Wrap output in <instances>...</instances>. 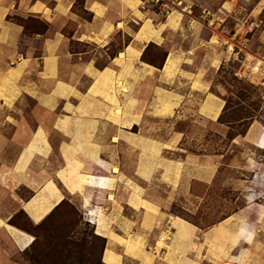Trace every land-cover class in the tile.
<instances>
[{
  "label": "crops",
  "instance_id": "crops-1",
  "mask_svg": "<svg viewBox=\"0 0 264 264\" xmlns=\"http://www.w3.org/2000/svg\"><path fill=\"white\" fill-rule=\"evenodd\" d=\"M208 1L216 6L203 8L197 18L183 11L191 23L200 25L195 27L182 23V14L155 22L152 16L157 15L149 11L147 0H84V9L92 14L89 20L73 11L76 0H0V113L2 124L13 128L11 136L0 132V148H17L13 162L0 171L15 205L10 209L0 202V237L14 249L27 252L33 242L29 233L11 223L17 212L38 225L64 200L75 198L94 233L105 239L103 264H147L143 252L160 233L159 226L161 237L171 234L174 240H165L161 257L155 255L158 245H151L148 264H264V242L248 226L246 238L231 242L218 235L226 226L222 222L201 231L194 242L196 228L167 213L175 191L214 180L219 153L201 148L193 152L182 145L183 134H171L161 144L129 132L147 115L181 118L188 105L203 120L222 126L218 119L225 100L205 77L208 65L215 66L207 46L215 20L229 15L235 0ZM262 8L250 9L247 15L260 14ZM18 18L40 20L48 29L29 30ZM240 30L233 34L248 49L249 39L238 35ZM151 44L165 48L160 66L143 59ZM24 98L32 102L33 126L20 124L23 110L17 117L9 114L20 111L17 104ZM250 128L243 137L231 139V145L252 141L264 150V129ZM161 150L177 152L179 158L160 161ZM144 152L150 156L147 167L140 160ZM156 175L170 193L162 205L146 196ZM18 187L30 194L18 196ZM262 213L256 225H264ZM243 218L241 223L248 225ZM236 219L227 218L228 232Z\"/></svg>",
  "mask_w": 264,
  "mask_h": 264
},
{
  "label": "rangeland",
  "instance_id": "rangeland-1",
  "mask_svg": "<svg viewBox=\"0 0 264 264\" xmlns=\"http://www.w3.org/2000/svg\"><path fill=\"white\" fill-rule=\"evenodd\" d=\"M231 2L232 12L229 15L225 14L226 16H218L220 18L217 17L218 20L214 22L215 29L219 31L225 26L227 32L234 33L241 28L238 35L246 36L249 39L247 50L264 57V0H235ZM164 4L167 5L164 6ZM146 5L150 9L149 11L155 12L157 15L152 16L153 14L149 13L154 17L155 22H161L170 14H182V23L187 26L196 25L195 22L191 23L189 16L197 18L203 8L209 9L216 6L211 5L208 0H162L160 3L147 0ZM74 7L82 19L85 20L88 17L82 10V0H76ZM185 8L190 11L189 16L183 12ZM255 8L258 11H260L259 8H262L260 14L247 15L250 9ZM17 20L20 21L19 18ZM254 22L257 23L256 26L251 24ZM23 23L32 31H42L44 28L43 22L30 18L23 20ZM199 26L197 24L195 27ZM248 26L250 29L247 28ZM71 29L72 26L69 25L68 32ZM213 31L214 29H212L209 38L214 36ZM241 31L244 32L241 33ZM116 37L119 39L121 36L117 35ZM76 49L87 50L85 47ZM207 49H209L207 57L215 66L208 65L209 69L206 71L205 77L211 83L212 91L225 100V110L219 121L222 126L203 120L197 116L196 112H193L195 107L188 105L184 108L185 112L180 113L183 115L181 118L163 120L147 115L139 126L132 127L129 132L139 135L142 139L160 141L161 144L168 141L171 134H183L186 138L182 145L193 152L201 148L209 153L220 154V165L214 180L208 185L192 182L189 189L181 188V192L175 191L173 202L166 208L170 216L177 217L196 228L198 234L197 238H194V242L199 241L201 231L214 228L222 222L226 223V226L219 229L220 238L231 240V242L236 241L241 237L246 238V234L251 229V232L254 230L257 233L256 239L264 242V225H256L260 210L263 212L261 221L264 223V150L252 141L245 145H231L230 143L231 138L243 137L251 124V131H254L255 127L264 129V86L251 84L236 75L240 69L239 61L244 57V53L239 54V59L236 60L232 56L225 55V45L209 43ZM143 54L144 60L158 66L165 56V48L151 44L146 47ZM198 64L202 68V64L199 62ZM216 65L219 66L215 69ZM111 91L115 92V87L111 88ZM31 104V101L24 98L20 104H17L20 111L9 114L17 117L23 110L20 124L30 123L33 126L34 118L31 116L33 111L29 108ZM46 119L49 120L51 117L47 116ZM3 121L4 114L0 113V132L11 136L12 126L2 124ZM247 125L245 134L240 135L239 133ZM123 148L126 151V148ZM16 151L17 148L13 146H11V150L6 148L3 151L0 148V171L13 162V153ZM178 156L177 152L170 154L161 150L157 158L160 161L164 158L177 160ZM149 157L145 152L141 156L140 160L144 162V167H147ZM1 179L0 202L8 208L14 209L15 205L10 197L11 188H5L2 183H5L4 178L1 177ZM146 187L145 185L144 188ZM148 187L146 196L161 205L170 195L158 175L155 176L153 184ZM17 189L16 194L22 198H26L30 194L25 188L18 187ZM69 200H64L59 208L38 227L30 223L21 211L17 212L11 223L29 233L33 237V242L27 252L21 253L12 247L6 237H0V264H103L101 260L102 241L94 237L96 234L92 224L85 220V215L78 209V201L75 198L72 202ZM0 213L3 214L1 209ZM231 216L237 217V219L230 233L228 232L227 218ZM243 217L249 220L248 225L242 224ZM160 227L158 230L161 233L163 229ZM260 232L263 234L261 237H259ZM160 233H155L151 241H148L146 252H143L144 263L148 264L149 258L146 256L151 252V245L153 248L158 245L155 255L161 257V249L163 251L165 240L166 242H169L170 239L174 240L171 234L163 235L166 238L164 239ZM158 239V243H155ZM225 239L222 240L225 241ZM5 249L9 251L5 252ZM134 250L138 251L139 249L135 246ZM125 264L131 263L125 260ZM204 264L210 263L205 260Z\"/></svg>",
  "mask_w": 264,
  "mask_h": 264
},
{
  "label": "built area",
  "instance_id": "built-area-1",
  "mask_svg": "<svg viewBox=\"0 0 264 264\" xmlns=\"http://www.w3.org/2000/svg\"><path fill=\"white\" fill-rule=\"evenodd\" d=\"M151 1L160 3L162 0ZM166 5L167 4H164V6ZM213 35L214 36L209 40L210 43L225 45L226 53L236 60L239 59V54L244 53V57L239 61L240 69L236 75L240 79H244L251 84L264 86V57L248 51L245 47V42L240 41L233 33L227 32L225 26L219 31L214 29ZM213 39H215V41H213ZM89 222H91V220H89Z\"/></svg>",
  "mask_w": 264,
  "mask_h": 264
},
{
  "label": "trees",
  "instance_id": "trees-1",
  "mask_svg": "<svg viewBox=\"0 0 264 264\" xmlns=\"http://www.w3.org/2000/svg\"><path fill=\"white\" fill-rule=\"evenodd\" d=\"M76 3V2H75ZM83 3H84V0H82V10H83V12L86 14V15H88V17L87 18H85V20H89V19H91V17H92V14L91 13H89L87 10H85L84 9V6H83ZM75 5V4H74ZM74 5H73V11L74 12H76L75 11V7H74ZM77 13V12H76ZM79 15V14H78ZM30 19H32V18H30ZM33 20H35V21H38V22H42V21H40V20H37V19H33ZM20 23H23V20H20L19 21ZM44 23V28H43V30L42 31H37V32H41V33H43L44 31H46L47 29H48V24H46L45 22H43ZM24 25V24H23ZM26 27V26H25ZM24 27V28H25ZM25 30V33H26V29H24ZM143 56H144V54H143ZM161 65V64H160ZM160 65H158V66H160ZM224 110H225V108H224ZM223 110V111H224ZM221 117V116H220ZM220 117H219V119H218V121H220ZM247 128H248V125L247 126H245L244 128H243V130L241 131V133H239L240 135L242 134V135H244L245 134V132H246V130H247ZM231 139H233V138H231ZM59 208V207H58ZM58 208H56L55 210H57ZM54 210V211H55ZM53 211V212H54ZM53 212H51L47 217H49L50 215H52V213ZM23 213V212H22ZM24 214V213H23ZM25 215V214H24ZM26 216V215H25ZM27 217V216H26ZM28 219V218H27ZM46 219V218H45ZM29 220V219H28ZM43 222H41L40 224H38V225H36L37 227L38 226H40L41 224H42ZM22 229V228H21ZM23 230V229H22ZM94 237L96 238V239H98V240H100V241H102V250L104 249V246H105V239H103L102 237H99V236H97V235H94Z\"/></svg>",
  "mask_w": 264,
  "mask_h": 264
},
{
  "label": "bare ground",
  "instance_id": "bare-ground-1",
  "mask_svg": "<svg viewBox=\"0 0 264 264\" xmlns=\"http://www.w3.org/2000/svg\"><path fill=\"white\" fill-rule=\"evenodd\" d=\"M121 85V84H120ZM118 113V112H117ZM116 171V170H115ZM108 199V198H107Z\"/></svg>",
  "mask_w": 264,
  "mask_h": 264
}]
</instances>
